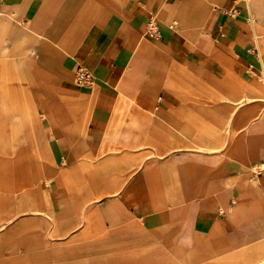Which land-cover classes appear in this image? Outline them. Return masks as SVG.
I'll list each match as a JSON object with an SVG mask.
<instances>
[{"label": "crops", "instance_id": "crops-1", "mask_svg": "<svg viewBox=\"0 0 264 264\" xmlns=\"http://www.w3.org/2000/svg\"><path fill=\"white\" fill-rule=\"evenodd\" d=\"M2 88L58 156L0 264H264V0H1Z\"/></svg>", "mask_w": 264, "mask_h": 264}, {"label": "rangeland", "instance_id": "rangeland-1", "mask_svg": "<svg viewBox=\"0 0 264 264\" xmlns=\"http://www.w3.org/2000/svg\"><path fill=\"white\" fill-rule=\"evenodd\" d=\"M57 76L66 79L65 75ZM33 77L36 80V76L31 75L30 84H33ZM49 81L47 75V88L50 85ZM73 82L76 83V80ZM46 92V96H49L50 90L47 89ZM35 96L37 92L31 89L30 97ZM11 97L4 88L0 89V227L8 220L22 215L23 191H26V212L28 208L34 209L37 193L34 199L32 195L28 196V193L37 191L39 187L44 188L48 172L45 166L55 163L58 156L55 142L44 135L43 128L39 127V121L35 120L38 119L37 107L30 106L29 111L26 107L30 121L22 123L15 119L21 116L23 107L11 104L14 101ZM23 124L29 125L24 133ZM23 166L30 168L24 169Z\"/></svg>", "mask_w": 264, "mask_h": 264}, {"label": "built area", "instance_id": "built-area-1", "mask_svg": "<svg viewBox=\"0 0 264 264\" xmlns=\"http://www.w3.org/2000/svg\"><path fill=\"white\" fill-rule=\"evenodd\" d=\"M1 4V0H0ZM151 29H155V26L151 24ZM90 79L89 72L84 67H78L75 75V80L77 84H85Z\"/></svg>", "mask_w": 264, "mask_h": 264}, {"label": "bare ground", "instance_id": "bare-ground-1", "mask_svg": "<svg viewBox=\"0 0 264 264\" xmlns=\"http://www.w3.org/2000/svg\"><path fill=\"white\" fill-rule=\"evenodd\" d=\"M91 189V188H90Z\"/></svg>", "mask_w": 264, "mask_h": 264}]
</instances>
